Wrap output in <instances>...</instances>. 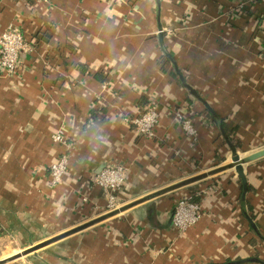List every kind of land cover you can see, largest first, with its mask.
Masks as SVG:
<instances>
[{
    "label": "crops",
    "instance_id": "1",
    "mask_svg": "<svg viewBox=\"0 0 264 264\" xmlns=\"http://www.w3.org/2000/svg\"><path fill=\"white\" fill-rule=\"evenodd\" d=\"M8 27L31 44L18 72L0 67V229L23 237V247L105 215L95 176L107 165L126 167L119 198L127 205L231 163L235 143L242 156L264 148L261 0H0V35ZM149 105L160 120L155 136L143 137L125 117ZM186 118L195 138L182 128ZM62 155L68 168L53 185ZM245 174V199L229 169L59 240L25 264L264 261V157ZM193 193L202 216L181 232L176 205Z\"/></svg>",
    "mask_w": 264,
    "mask_h": 264
},
{
    "label": "built area",
    "instance_id": "2",
    "mask_svg": "<svg viewBox=\"0 0 264 264\" xmlns=\"http://www.w3.org/2000/svg\"><path fill=\"white\" fill-rule=\"evenodd\" d=\"M47 2L50 0H40ZM264 2V0H261ZM31 48L30 42L19 30L8 27L0 35V67L7 74H15L20 70V55ZM160 116L154 105H149L142 113L135 117H125V122L133 126L138 135L143 137L155 136ZM182 128L192 138L197 135V129L191 119L182 120ZM63 129L55 136V140L64 141ZM68 168V156L62 155L51 167L52 184L59 183ZM127 181V170L123 164L105 166L96 176L95 183L100 186L107 196V213L122 207L120 193ZM202 216V209L192 198L180 199L174 213L175 227L184 232L196 224Z\"/></svg>",
    "mask_w": 264,
    "mask_h": 264
},
{
    "label": "water",
    "instance_id": "3",
    "mask_svg": "<svg viewBox=\"0 0 264 264\" xmlns=\"http://www.w3.org/2000/svg\"><path fill=\"white\" fill-rule=\"evenodd\" d=\"M157 4L159 5L160 4V0H156ZM160 31L162 30V26L160 25ZM160 41H161V45L163 44V39H162V35L160 34ZM172 59V58H171ZM173 61V59H172ZM173 64L174 61H173ZM176 67V66H175ZM177 72L180 76V79L183 83V85L185 86V88H187L189 90V92L191 93L192 96H194L196 99H198L199 101L203 102L209 110H211L210 106L204 101V99L199 95V93L197 92V90H195L193 87H191L190 85H188L183 77V75L180 73V71L177 69ZM217 121L220 123L219 119L217 118ZM222 132L224 133L225 137L228 139L226 133L222 130ZM231 149H232V156H231V163H227V164H224V165H221V166H218L216 168H213L209 171H206L204 173H200V174H197V175H194L192 177H189L188 179H185V180H182L178 183H175L173 185H170L169 187H166L160 191H157V192H154L150 195H146L145 197L141 198V199H138L136 201H133L127 205H123L122 207H120L119 209H116L115 211H112V212H109V213H106L105 215L101 216V217H98L97 219H94L88 223H85L79 227H76L70 231H67V232H64L60 235H57L55 237H52L50 239H47V240H44V241H41L39 243H37L36 245H33L27 249H25L24 251H22L21 253H18L16 255H13L7 259H3V260H0V264H6L8 262H11V261H14L16 259H19L23 256H27V255H30L32 253H35L59 240H62L70 235H73L81 230H84L98 222H101L107 218H110L114 215H117L133 206H136L140 203H143L147 200H150L154 197H157V196H160V195H163L165 193H168V192H171V191H175V190H178V189H181L183 187H187V186H190V185H193L197 182H200L204 179H207L211 176H214V175H217L219 173H222L224 171H227L229 169H235L237 175L240 177L241 179V182H242V185H243V196L242 198L245 199L246 197V193L248 191V182H247V177H246V174H245V165L250 163V162H253L257 159H260L262 157H264V148L259 150V151H255L253 153H250L246 156H242L236 149L234 146H231ZM251 226L253 227V229L259 234L261 235V233L258 231L257 227H256V224L254 223V221L249 217L247 216ZM246 262H257V263H262L264 264V261L261 260L260 258H248V259H243V260H238V261H231V262H228V263H224V264H243V263H246Z\"/></svg>",
    "mask_w": 264,
    "mask_h": 264
},
{
    "label": "rangeland",
    "instance_id": "4",
    "mask_svg": "<svg viewBox=\"0 0 264 264\" xmlns=\"http://www.w3.org/2000/svg\"><path fill=\"white\" fill-rule=\"evenodd\" d=\"M19 238H21V237H10L9 235H4V236L0 237V260L7 259L13 255L21 253L25 249L39 243V241L36 240V242L33 241L32 243H30L31 244L30 246L23 247L25 241H23L24 240L23 237L21 238L22 240ZM27 243H29V242H27ZM39 251H42V249ZM37 252L32 253V254L27 255V256H23L19 259L8 262L6 264H25V261L30 260L29 258L32 257V255L36 254Z\"/></svg>",
    "mask_w": 264,
    "mask_h": 264
},
{
    "label": "trees",
    "instance_id": "5",
    "mask_svg": "<svg viewBox=\"0 0 264 264\" xmlns=\"http://www.w3.org/2000/svg\"><path fill=\"white\" fill-rule=\"evenodd\" d=\"M208 116L211 117V114L208 113ZM221 125H222V128H224V130L226 131V133L230 137L232 133L230 131H228L225 122L222 121ZM230 139H231V137H230ZM232 142H233V140H232ZM237 147H238V145H237V143H235V148H237ZM192 200L196 201V202L199 201V198H198V196L195 193L192 194ZM243 205L246 208V210H247V208H248V210H251V206H250V204L247 201H243ZM3 235H4V231L2 229H0V237H2Z\"/></svg>",
    "mask_w": 264,
    "mask_h": 264
}]
</instances>
